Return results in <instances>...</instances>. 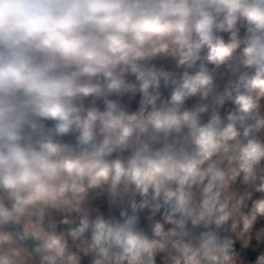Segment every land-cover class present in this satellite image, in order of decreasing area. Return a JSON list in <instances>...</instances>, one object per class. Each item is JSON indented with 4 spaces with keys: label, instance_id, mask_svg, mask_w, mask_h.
<instances>
[{
    "label": "clouds",
    "instance_id": "9594fccd",
    "mask_svg": "<svg viewBox=\"0 0 264 264\" xmlns=\"http://www.w3.org/2000/svg\"><path fill=\"white\" fill-rule=\"evenodd\" d=\"M0 264H264V0H0Z\"/></svg>",
    "mask_w": 264,
    "mask_h": 264
}]
</instances>
